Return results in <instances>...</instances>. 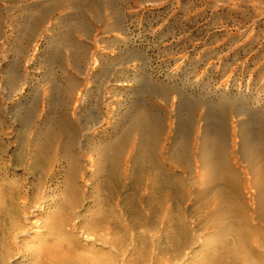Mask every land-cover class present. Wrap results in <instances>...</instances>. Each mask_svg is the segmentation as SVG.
I'll return each instance as SVG.
<instances>
[{
    "label": "rangeland",
    "instance_id": "1",
    "mask_svg": "<svg viewBox=\"0 0 264 264\" xmlns=\"http://www.w3.org/2000/svg\"><path fill=\"white\" fill-rule=\"evenodd\" d=\"M142 106L156 113L169 136L191 112L192 134L198 125L221 137L234 131L239 143L247 119L264 131V0H0L1 189L30 204L54 199L49 214L81 219L77 239L98 217L112 228L118 223L126 261L144 257L149 264L170 245L173 255L192 257L199 245L218 244L216 255L207 260L200 252L188 264L264 263V195L247 205L250 224L263 235L241 242L234 230L227 242H213L223 223L243 212L225 189L210 190L192 144L184 151L169 139L120 170L108 165L87 187L65 190L71 158L84 161L88 147L130 139ZM62 123L73 136L62 141L65 152H54L51 130ZM166 198L170 217L163 219L155 201ZM217 204L222 219L212 215ZM11 219L0 217V264H18ZM99 234L108 238L105 230ZM77 241L113 257L109 245ZM236 247L250 250L251 260Z\"/></svg>",
    "mask_w": 264,
    "mask_h": 264
},
{
    "label": "bare ground",
    "instance_id": "2",
    "mask_svg": "<svg viewBox=\"0 0 264 264\" xmlns=\"http://www.w3.org/2000/svg\"><path fill=\"white\" fill-rule=\"evenodd\" d=\"M187 116L184 124L176 128L174 136H169L170 132L161 126L153 110L147 106L138 108L129 127L130 139L125 135L117 143L88 147L84 161H80L78 157L71 158V163L65 170V190L70 192V189L77 188L80 183L87 187L89 178L95 174H102L108 165L111 164L115 170H120L127 159L132 158L131 160H133V158L151 153L162 144L164 146V143L169 139L184 151H187L189 145L192 144L196 147V156H198L206 174V182L209 183L210 190L215 189L222 193V189H225V193L231 196L237 204L238 210L243 212V216L238 218L233 216L232 221L227 220L226 223H223L222 230L211 237L212 241L225 243L231 232L235 230L237 237L241 242H244L253 233L260 232L258 227L250 224L252 214L249 213L247 205L249 201L257 200L258 197L264 195V131L258 129L252 120L247 119L244 122L240 141L236 143L234 131L230 133V136L221 137L215 129L203 128L201 130L198 125L196 133L192 134L195 113L191 112ZM72 136L70 129L64 123L53 128L51 130V146L54 152H65L66 142L62 141L71 140ZM69 146L75 148V144L71 143ZM128 147L129 149H127ZM78 149L84 150V147L78 146ZM239 159L245 163L241 169L235 166V162ZM248 173L251 178L247 177ZM166 176L167 179H171L169 173ZM250 188L254 189V199L244 195L245 189ZM21 198L23 200L19 201ZM67 201L68 195H64L63 202ZM168 201L167 198L164 201H155L156 207L160 206L164 209L163 219L170 217ZM49 202L45 199L30 204L26 197L20 196L18 192L0 188V217L3 215L12 217L9 237L11 245L19 249V256L16 258L18 264H25L26 261H29V264L148 263L147 258L144 257H139L133 262L126 261L123 244L116 235L118 223H115V227L112 228L105 217H98L91 223L83 225L82 229L78 231V239L86 244L99 245L106 249L109 245L113 257L109 258L106 252L93 251L91 248L80 245L78 239L73 236V232L77 224L75 221L78 219L80 222L81 219L77 217L74 221L73 218H63L57 212L49 214L47 210L53 207L55 201L50 199ZM219 204L212 215L222 219L225 213L222 205ZM44 214L47 217L46 221L38 224L36 219ZM37 229L42 231L37 233L35 232ZM104 230L108 238H105L104 234H99ZM260 233L263 235V230ZM199 247V251H191L192 257L188 253L176 256V254H172L174 245H170L154 254L149 264H188L190 259L200 256V252L208 260L212 255H216L219 249L218 244L207 247L201 244ZM23 249L27 253L22 254L21 250ZM235 251L241 254L244 259L251 260L250 250L236 247Z\"/></svg>",
    "mask_w": 264,
    "mask_h": 264
}]
</instances>
